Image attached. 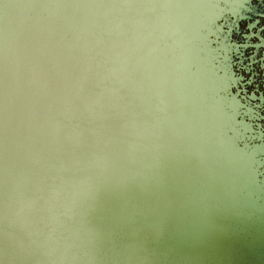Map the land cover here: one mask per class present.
Instances as JSON below:
<instances>
[{
  "label": "water",
  "instance_id": "95a60500",
  "mask_svg": "<svg viewBox=\"0 0 264 264\" xmlns=\"http://www.w3.org/2000/svg\"><path fill=\"white\" fill-rule=\"evenodd\" d=\"M227 1L0 0V264H264Z\"/></svg>",
  "mask_w": 264,
  "mask_h": 264
},
{
  "label": "flooded vegetation",
  "instance_id": "af4514ba",
  "mask_svg": "<svg viewBox=\"0 0 264 264\" xmlns=\"http://www.w3.org/2000/svg\"><path fill=\"white\" fill-rule=\"evenodd\" d=\"M237 107L238 128L264 185V0H228L212 35Z\"/></svg>",
  "mask_w": 264,
  "mask_h": 264
}]
</instances>
